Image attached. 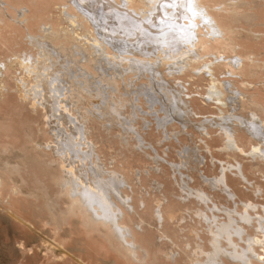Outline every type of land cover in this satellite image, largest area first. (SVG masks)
Masks as SVG:
<instances>
[{
	"label": "bare ground",
	"instance_id": "6f19581e",
	"mask_svg": "<svg viewBox=\"0 0 264 264\" xmlns=\"http://www.w3.org/2000/svg\"><path fill=\"white\" fill-rule=\"evenodd\" d=\"M30 1L0 0V101L7 97L11 108L22 113L25 110L31 125L35 121L31 116L40 112L43 117L41 128H20L21 145L18 128L0 123V211L33 231L35 227L21 214L24 210L20 213L16 205L26 196L22 193L17 201L16 197L21 192L40 196L46 214H42L43 225H51L55 234H60L70 217H76L88 235L100 233L127 264H264V202L247 197L249 189L245 199L238 202L227 181L228 172L237 175V182L250 181L241 161L225 162L227 165L212 180L213 192L231 207L224 204L219 208L213 194L195 188L185 190L186 181V186L177 183L185 196L177 194L176 201L189 203L195 190L193 202H197L195 208L190 207L192 202L188 207L183 205L189 219L181 227L186 215L159 189L164 182L155 173L161 160L153 148L154 142L161 141V134L169 139L182 134L181 128H123L119 99L113 95L122 86L116 80L126 89L125 77L131 73L134 78L146 76L149 84L145 89L151 95L159 93L165 106L169 99L176 106L170 115L173 120L184 116L186 120L181 123L185 126L189 118L203 116L212 106L216 115L194 130L201 136L202 147L210 150L212 145L204 136L219 131L221 152L250 158L248 171L264 176V45L258 48L249 41L264 38V32L257 35L246 28L241 35L239 31L241 19L249 24L251 13L239 14V5L233 0H43L47 5L34 10L33 15L25 8L27 17L20 9ZM221 3L224 13L218 7ZM255 3L248 0V9ZM56 4L61 6L53 12ZM24 45L37 51L33 53ZM169 78L186 93L166 89ZM186 81L185 86L194 88L199 81L204 82L203 93L194 94L184 86ZM30 150L33 161L50 170L57 185L54 192L48 191L49 185L36 174L34 181L30 180L34 187L22 190L23 183L29 182L21 167L37 166L30 161ZM143 175L149 179L151 191L143 185ZM208 180L203 178L207 184ZM262 183L252 182V195L264 200ZM58 195L65 196V207L55 199ZM166 221L173 225L171 234ZM149 227L156 228L159 240H167L170 246L154 243L157 250L153 253L154 240L146 237ZM63 237L61 243L57 241L62 252L67 239ZM40 241L42 244L44 239ZM22 249L24 254L32 251L24 244ZM49 257L45 264L64 255L52 251ZM72 258L78 264H91L80 255Z\"/></svg>",
	"mask_w": 264,
	"mask_h": 264
},
{
	"label": "rangeland",
	"instance_id": "374dc122",
	"mask_svg": "<svg viewBox=\"0 0 264 264\" xmlns=\"http://www.w3.org/2000/svg\"><path fill=\"white\" fill-rule=\"evenodd\" d=\"M247 1L248 0H233V2H235L237 5H239V7H238V13L239 14H242L243 12L246 11V12L251 13V15H252V20L249 24L247 22H244L243 19H241L240 28H239L240 34L241 35L245 34L246 28L247 29L251 28L252 31L255 32L257 35L261 34L262 32H264V25H262V23H264V0H255L256 3L253 4L252 9H248L247 4H246ZM226 3H228V1H226ZM29 4H34L35 8L33 9L34 6L33 5L31 6ZM37 4H38V6H36ZM28 5H29V7H28ZM46 5H47V3H46ZM46 5H45V2L43 0H35V1L31 0L30 2H26L24 4L25 7L23 9H20V10L22 12H24L25 8H27V10L29 9L31 11L30 14L33 15L34 14L33 12H35L37 10L39 11V9H41L42 6H46ZM221 5L223 6V3H221L218 7L221 8ZM58 6L60 7L61 5L56 4L55 6H53V9H52L53 12L58 11V8H59ZM27 10H25L24 13L26 16L27 15L29 16V13L27 12ZM62 10H63V13L67 12L66 9L62 8ZM220 11H221V13L225 12V10L222 8ZM9 22H11L10 25L12 23H14L13 21H9ZM242 28H244V29H242ZM6 32L7 31L5 29L3 31V34L6 35ZM33 33L42 35V33L38 32V31H35V32L33 31ZM249 41H251V43H252L251 45L258 47V48L261 47L262 45H264V38H262L258 41H253L252 39ZM25 45H26V43H25ZM25 45L23 47H25L27 50L31 49L32 52H33V50H34V52L37 51L33 47H29L28 45L27 46H25ZM42 48H44L45 50H49L48 47L43 46V45H42ZM92 71H94V70H92ZM116 72H118V71H116ZM116 72L113 73V71H112V74H116ZM134 76L135 75H132L131 73H128L126 75V77H125V80H126L125 84H127L125 87L126 89H124L123 83H120L118 80H116V83L118 82L117 84H119L120 86L122 84V86H121L120 91L113 93V95L119 99V106L121 108L119 111L121 113L120 118H121V123L123 125V128H126V127L127 128H166L169 131L171 128H176V131L178 130L177 128H181L180 130L182 131V134L181 133L178 135L173 134L172 136H170L169 139L168 138L165 139L163 137V134H161V136H162L160 138L161 141L160 142H154L155 145L153 143V148L155 149L158 158L161 160V162L158 164V168H157V171L155 173L156 174L155 176L157 179L160 180V182L161 181L164 182L163 184L160 185L159 189L162 190V192L165 193V195L167 197L168 196L172 197V198H170V197H168V198L171 199V200L169 199L170 202L172 201L171 204H173V202H174L175 205L173 204V206L181 208L180 213H183V215H186L187 212H186L185 207L190 206L192 203L193 204L190 207H192V208L197 207V205H196L197 202H195L196 201V198H195L196 193H194L195 190L192 193L195 197L191 194V198L188 201L189 203H187V202L181 203L179 200L176 201L177 200L176 199L177 194L182 195V196L178 195L181 198H183L185 196L184 191L182 189H180V186H182V184L185 181L187 182V184H186L187 187L185 190H187V188L189 190H192L193 188H195L196 191H198L200 193L202 191V192H205L207 195L209 194V196L213 194L214 202L216 201L218 206L221 205L219 208H222L224 204H225L224 207H228L229 205H231V203L229 204L228 202H226L222 196L217 195L213 192V189H211L214 187L212 180H214L215 177L218 176L219 173H221L223 165H225V166L227 165V163H225V162L231 161V163L232 162L235 163L237 160L239 162L241 161V165L243 166V172L245 173L246 177L249 178L250 181L247 182L244 180H240V182H237L236 181L237 175H235L234 173L228 172L227 181H228L230 187L238 195L237 196L238 198L237 197H235V198L237 199L238 202H240L239 199H245L244 194L249 189V191H247V193H246L247 197H250L253 200H256L259 204L264 202L262 197L256 198L252 195V182L253 183L254 182H260V183L263 182L262 184L264 185V181H263L264 176L260 175V172L258 173V171H256L255 173L248 171V169H247L248 165L247 164L250 162V158H247V160H246V158L242 159L241 157L234 156V155L227 156V154L222 153L221 150L218 148L219 147L218 144L220 142L219 141V131L212 132L211 134L204 136V138L206 137V139L208 140L209 144L212 145L210 150L202 147L203 144H202L200 134L197 132H194V130L196 131V128H198L197 126L200 125L201 122L207 121L208 118H213V116H214L213 114L216 115V113H217V112L215 113V111H217L216 109H214V108H212V106H210V108L208 109L209 112H205V114H203V116L198 115V116H200V117L197 116L198 118L197 117L189 118V120L186 122L187 126H185V124L181 123V121L186 120L184 116H183V119L177 118V120H175V119L173 120L172 116L170 115L171 114V112H170L171 108H174L176 106H174L172 104V102L170 103L169 99L167 100L168 102L166 101V104L168 106H170L168 108L167 105L165 106V102L162 100L163 98H161L162 96L159 95V93L157 94V92H154L155 95H151L150 90L145 89V87H147L149 84L148 83L149 80L146 76L145 77L144 76L138 77V78H134ZM131 78L134 80H130ZM187 79L189 81H191L190 78H187ZM174 81H176V80L170 79L167 82L168 85H167L166 89H169L171 91H174L175 89H177V90L182 91L181 93L185 94L186 93L184 91L185 88L181 87V86L175 87ZM162 82H164V81H161V82L159 81L160 84ZM187 83H188V81H186L184 83V86L187 85ZM146 84H147V86H146ZM204 85H205L204 82L199 81L195 88H194V86H189V87L185 86V87L189 88L190 90H193V93L196 94L198 92L203 93V91L205 89ZM164 86H166V84ZM170 86H171V88H170ZM127 87H128V90H127ZM173 87H175V88H173ZM177 90H175V91L177 92ZM126 92H127V94H126ZM162 94L167 95V92L162 91ZM5 98H6V100L0 101V107H1L0 123H4V124L8 123L10 126L12 124L13 128H18L17 130L19 131L18 132L19 136L22 135V133H23V131H21L22 128H29V127L33 128V127H31L33 125L35 128H38V127L41 128L43 117H42V114H40V112H38L39 116L38 115L31 116L33 121L35 120L34 122H32L33 125H31V123H29L28 114H26L27 112L24 110V112L22 113V111L21 112L19 110L16 111L17 109L11 108V105H8L9 104L8 103L9 98H7V97H5ZM158 98H160V99L157 101ZM194 101L195 100H193V105L195 106ZM161 102H163V103H161ZM5 103L8 106L5 105ZM164 107L169 112L168 111L164 112V111H166ZM4 108L8 109V110H4ZM167 113H168V115H167ZM121 116H123V117H121ZM165 116H166V119H165ZM167 117H169V118H167ZM169 119H171V120H169ZM163 120H165V121H163ZM163 122H165V123H163ZM175 122H176V124H175ZM36 123H37V125H36ZM177 124H178V126H177ZM159 130L162 131L161 129H159ZM144 132H147L150 134V132H148L146 129H144ZM235 134H237V132ZM144 135L146 136V134H144ZM22 137H23V135H22ZM146 137L149 138V136H146ZM19 138H18V140H21L20 141V145H21L23 138L22 139H19ZM18 140L16 139L15 141H18ZM37 140L42 141V137L38 136ZM20 145L17 144L16 147L20 146ZM216 146H217V148H216ZM29 152H30V154H29ZM29 152H28V155H32L33 151H32V153H31V150ZM187 154L191 155V156H190V158L188 156V158L185 159ZM33 156L34 155L31 156V160H30V161H32L31 163H33L35 161V160L33 161V159H32ZM251 161L253 163H256V164L258 163L257 160H255V161L251 160ZM35 162H37V161H35ZM38 164H39L38 162H37V166L34 163L32 165L29 164L31 167L28 166V168H25V166L23 165L24 169H22L23 166L21 167L20 172H22L23 176L25 175L24 177L26 178V181L28 180V182H29L28 185L26 183H23L22 190L25 189L26 187H29V185H31L30 187H34L32 185L33 182H31V181H34V179H32V176H33V174H36V175H34L35 177L38 176L40 179H41V177H43V179L45 180V183L43 180L41 181L42 184L44 183V185L45 184L49 185L48 191H50L51 193L54 192L53 190L57 189V185H55L54 182H52L53 180H51L52 179V177L50 175L51 172H50V174L48 172L50 170L49 169L47 170L46 167L44 169L43 168L44 165H43V167L41 166L42 164H40L41 167H39ZM258 166H260L259 163L257 164V167ZM27 169H29V170H27ZM24 170H27V171H24ZM45 170H46V172H44ZM47 172H48V174H46ZM27 174L28 175L31 174V175L28 176ZM49 175H50V177H48ZM142 177H143L142 183H144L143 185L146 187V190L148 191L149 190V181H148L149 179L148 178L146 179V177L144 175ZM204 177L209 179L208 180L209 184L203 182ZM177 180H178V182H177ZM179 180L181 182H179ZM35 182H34V185L37 184ZM177 183H180L181 185L178 184V185H180V186H178ZM24 184L27 186H25ZM37 185H39V183ZM183 185L186 186L185 184H183ZM211 185L213 187H211ZM45 186H47V185H45ZM246 187H247V189H246ZM175 188L178 191H176ZM198 188H199V190H198ZM165 190H167V191L165 192ZM149 191H151V190H149ZM182 192H183V194H182ZM21 194L24 197L26 196V200H24L25 198L23 199V197L20 196ZM24 194H25L24 192H21L19 195H17L16 201L18 199L20 200V198L22 197V202L27 201V203L23 204L21 201L20 202L17 201L18 204L16 202V205L19 207L20 213L23 210L24 211L27 210L25 212L23 211L24 213L22 212L21 214H23L24 217H27L26 219L30 223H32V225L35 228L33 227L34 230L31 231V230L25 228L21 223H18L16 220L12 219V217H8L9 215L7 213L0 211V264H37L38 261L39 262L41 261L42 263L45 264L47 262L46 257L47 258L49 256L51 257L52 251H55V253L58 255H64V257L62 258L63 260L61 259L62 261L59 259V260H56L55 262L53 260L49 259V261L51 262L50 264H53V263H55V264H78L77 261L72 258V256H79V255L83 259L89 260L91 264H112V263L113 264L114 263L115 264H127V262L124 263L125 261H124V258L121 256V254L118 253L117 251H115L111 247V245L109 244L110 242H107V240L104 237L100 236L101 235L100 233H91L90 235H88L87 231L82 226L78 225V223H77L78 219L76 217L75 218L73 216H72L73 218L70 217V219H69L70 221H68L69 223L66 225L65 224L63 225L62 229H66V230H60L59 231L60 234H55L54 228L51 225H49V226H48V224L43 225L44 221L42 218V214H45V212H43V210H44L43 198L40 196H37V197L33 196L32 197V196H28L27 194L26 195H24ZM60 195L55 197V199H59V201H60L59 205L65 207V205L62 203L66 200V198L64 195H62L64 197L61 198L62 196H60ZM29 198H30V200H29ZM39 199H40V201H39ZM194 199H195V201L193 202ZM62 200H64V201H62ZM59 201H57V202H59ZM37 203H38V205H37ZM188 204H190V205H188ZM21 205H22V207H21ZM183 205L185 207H183ZM209 205L211 206V204H209ZM38 206H40V207H38ZM231 206H229V207H231ZM198 207L202 208L203 206L200 204V206H198ZM45 215H43V217ZM189 215H191L193 217V219L195 221H197V217H196V215H194V213H191ZM222 216L223 215H221L220 217H222ZM38 217L41 219L38 220L37 219ZM188 219L189 218L186 215V218L183 219V221L181 222V227H183L184 225L185 226L187 225L185 223L188 222ZM40 221L41 222L43 221V222L41 223ZM153 224L156 225L155 221ZM165 227L167 228V230L171 234L173 231V225L169 224L166 221ZM151 229H152V227H149V229L147 231L148 235L146 234V237H147V239L149 237V239H151L152 242L154 240L153 246L156 243L161 244L163 247L170 246V243L167 240H161V241L159 240V232L156 230V228H153L152 230ZM64 231H65V234L63 233ZM66 232H68V233L70 232L69 236H68V233H66ZM199 232H201V231H199ZM150 233H152V234L150 235ZM62 234H63V236L65 235L64 236L65 238H67L63 242V244H64L63 247H66V248H64L65 251H63V252H65V254H62L63 252L57 248V244H58L57 241H60L59 243H61L62 240H60V239H61V237H63V236L60 237L59 235H62ZM199 234L203 238L206 237L205 240L208 239L205 232H201ZM40 236H42V237L40 238ZM41 239L42 240L44 239L42 244L40 243ZM156 240H158V241H156ZM37 241L38 242L40 241L39 242L40 244H37L38 243ZM45 241H47V242H45ZM23 244L25 246V249H28V247L29 248L31 247L32 251H30V252H32L34 254L30 253L29 251L25 252L27 254H24V251L22 249ZM114 244H116V243H114ZM43 246H45V247H43ZM54 246L56 249L54 248ZM112 246L114 247V245H112ZM154 247L156 248V246H154ZM154 247L151 248L153 253L157 250V248L154 249ZM205 247L209 248L207 241L205 242ZM66 249L68 250L67 254H66V252H67ZM115 261H117V262H115Z\"/></svg>",
	"mask_w": 264,
	"mask_h": 264
}]
</instances>
